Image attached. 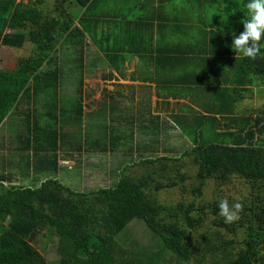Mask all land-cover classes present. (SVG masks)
I'll return each mask as SVG.
<instances>
[{
    "label": "trees",
    "instance_id": "obj_1",
    "mask_svg": "<svg viewBox=\"0 0 264 264\" xmlns=\"http://www.w3.org/2000/svg\"><path fill=\"white\" fill-rule=\"evenodd\" d=\"M40 2L0 0V46L22 48L29 42L31 50L24 57L12 53L15 59L8 58L9 62L0 67V125L7 121L14 127L21 121L26 129L24 138H18L22 143L18 146L21 150L18 160L3 162V170L16 165L27 170L30 166L33 176L35 173L46 176L40 183L24 184L15 183L9 170L0 173V264H49L30 242L37 235H44L49 241L55 238L57 264H188L192 258L198 264H264V116L236 114L237 102L244 99V92L251 90L248 87L255 81L264 85V40L260 55L251 60L233 55L236 52L232 45L226 44L233 35L231 38L217 37L220 46L214 48H218L217 52L223 51L208 63L222 66L223 75L213 72V80H195L211 85L210 89L216 93L209 108L211 114L189 120L184 114L172 115L173 125L190 140V148L180 156L156 155L159 141L170 137L169 131V136L162 134V138L157 132L155 144L139 147L138 162L137 159L131 163L120 161L125 164H119L117 172L109 170V174L116 177L112 184L76 190L62 182L60 172L65 166L61 160L71 157V151L79 153L89 147L81 146L80 136L68 137L60 120H80L84 105L81 95L62 97L63 81L72 76L78 86L75 92L81 94L85 74L98 68V64L107 61L118 69L126 57L135 53L140 59L160 62V58L153 55L152 45L135 47L128 41L131 38L123 34L115 39L111 36L95 39L93 53L96 55L85 63L83 48L89 44L86 35L97 36L90 17L97 0H57L55 15L44 13L38 7ZM247 2L243 0L242 7H234L239 13L231 8L229 15L234 20L222 31H232L236 35L244 30L242 21L247 19L244 14ZM185 45L180 44L179 48L184 49ZM65 46L70 49V55L74 53L71 65L66 61V67L58 54ZM156 52H162L159 46ZM232 65L234 69L227 75V67ZM105 77L111 78L112 74ZM109 96L117 102L120 92L112 90ZM38 102L44 110L35 107ZM23 103L26 109L20 107ZM143 109H147L146 104L138 102L139 112L131 119L152 114L150 108L145 113ZM215 114L228 119L223 124L225 130L220 128V118ZM114 131L111 128L108 139L103 142L99 134L90 146H97L98 152H115L120 142L129 140ZM151 153L156 156L152 157ZM76 157L71 159L79 160V155ZM157 162L159 165L153 166ZM137 164L143 165L145 170L138 176L130 175L127 170ZM182 165L187 170L183 171ZM71 168L79 170L80 164L75 163ZM233 175L248 182L250 193L239 200H228L230 205L241 202L244 209L238 221L225 223L219 215L221 200L199 201L197 198L202 195L208 179L224 183ZM24 177L30 175L27 173L22 179ZM187 179L192 180L194 195L189 201L164 203L154 195V191L163 188L183 186ZM133 218L141 219L156 237L150 252L139 253L142 250L132 245L127 248L128 241L121 237L122 233L117 238ZM207 224L210 229L199 233L195 247L189 241V232ZM228 234L232 237L227 238ZM238 234L240 241L233 238Z\"/></svg>",
    "mask_w": 264,
    "mask_h": 264
},
{
    "label": "rangeland",
    "instance_id": "obj_2",
    "mask_svg": "<svg viewBox=\"0 0 264 264\" xmlns=\"http://www.w3.org/2000/svg\"><path fill=\"white\" fill-rule=\"evenodd\" d=\"M56 2L57 0H41V2L38 4V7L44 13H51L55 15L56 12L54 11V5ZM236 30H238V28H236ZM240 33L241 31L239 32V34ZM239 34L237 33L236 35L238 36ZM226 44L231 46L232 39L230 41H226ZM226 44L224 43L223 47ZM94 48L95 47L92 44L84 46L83 49L85 54V63H87V61L91 60L92 57L96 55H94L93 53ZM30 51L31 50L29 42H26V44L22 48L1 45L0 67L4 66L6 62H9L8 58L12 57V61L15 59L12 53L24 57L28 55ZM68 52H70V49H68V47L66 46L58 52V54H61V57L65 61V67L67 66V63H70L71 65L72 59L74 57L73 52H71L72 56ZM62 53L69 55L65 57ZM97 66H99V64ZM124 71L126 73L128 72L127 70ZM102 74H105V70H103V68L94 70L91 72V74H85L81 94L75 92L78 86L76 85L75 81L73 82L72 76L68 78V80L66 79L65 81H63L64 85L61 92L62 97H65L67 94H72L77 97L81 95V101L84 105V114L81 116L80 120L74 119L72 121L71 119H69L66 122H62L63 120H60V126L62 127V130L65 131L68 137L71 135L80 136L82 138V140H79L81 146L83 148H86L87 146L89 147L88 150L85 149L79 153L71 151L73 152V155L71 157L62 158L61 160L65 168H63V170L60 172V178L64 184H67L72 189L76 190H89L112 184V182L115 181L114 179H116V177L115 174H109V170L114 169V171L117 172V166H119V164L121 163H124L120 161L131 163L135 159H137L138 162V160L140 159L139 157H137V154L139 153V147L146 143L155 144L153 140L157 139V137L155 136L157 132H159L158 137L162 138V134L168 135L167 133L169 131L170 137L164 142L159 141V143L157 144L159 151L156 155L166 154L170 157H176L180 156L186 149L190 148V140L187 138V136L181 133L182 131L180 130V128H177L173 125L174 121L172 118V115L183 113L184 111L181 112L180 109L186 110L187 106L180 107V104L177 103L171 105V107H169V110L165 113H163L162 110H157V112H155L153 116L152 114H146V116H143L142 118H136V120L131 119L136 113L139 112V110L137 112L138 103H136V99H138L141 103L145 102L147 105V109H149L148 102L146 101L147 97H136L135 93L131 96L130 94L132 93L126 92L125 90H120L115 85L117 83H120L125 86L129 83H126L125 80H121L118 78L104 79L102 77ZM113 86H116L117 88H115V90L121 91L124 94L125 98H119L117 102H113V99L109 96L110 91L107 89ZM148 88L149 87L144 86L143 92L148 93ZM248 88H251V90L244 92V99L240 102H237L236 114L249 115L251 117H254L256 115L264 116V85L260 81H255L254 84H251ZM48 105L50 106V104ZM49 106H46V109H51V107ZM112 106H114L115 109L111 110ZM20 107H22V109H26L27 105L23 103L20 105ZM35 107L39 108L40 110L45 109L41 106L40 102H38ZM140 108L141 106H139V109ZM147 109H143L142 112H148ZM150 111L152 112V109H150ZM111 113H113V115L109 116ZM156 116L158 118H156ZM186 118L188 120L190 119V117ZM219 120L221 123L220 128L225 130V126H223V124L226 123L228 119L223 118ZM109 126L116 130L114 131V133L120 136L125 135L129 141L120 142L121 145L118 146V149H116L115 152H98V147L90 146L89 143L99 134L101 142L107 140L108 135L111 133V128L107 129ZM169 126H171V129ZM167 128H169L170 130H168ZM25 134V124H22L21 121L19 124L14 125V127L10 126L7 121H3V123L0 125V170H2L0 173L4 171L7 172L9 170L11 172V178L15 183H40V181L44 180L46 176L41 173H35L33 176L34 171H32L30 166H27V170L25 168L19 167L18 165H16L15 167H11V169H8L7 167L3 170V167L5 166L2 164L3 162L7 163V161L14 162L18 160V153L21 152V150L18 149V146L22 144L19 142L18 138H24ZM128 147H131V149H129ZM164 147L168 148V151H165ZM77 154L79 155L80 161L78 159H71L72 157L77 158ZM150 155H152V157L156 156L155 153H151ZM130 157H132L131 160H129ZM75 163L80 164L79 170L77 168H71ZM100 163H102L103 166ZM94 164H100L101 166L97 165V167H95ZM187 164L190 166V159H188ZM156 165H159V162H157L153 166ZM182 166L183 171L187 170L186 166ZM144 170L145 167L143 165L137 164L135 166H130V169L127 171L130 175L138 176ZM27 173L28 175H30V177H24L22 179V176ZM191 181L192 180L187 179L183 183V186L178 185L170 188H163L157 192L154 191V195L164 203L175 204L180 200L189 201L194 196L191 192ZM248 193H250V185L248 184V182H246L241 177L233 175L224 183H217L214 181V179H208L203 186L202 195H200L197 199L199 201H215L222 199L239 200L246 197ZM206 229H210V224L198 228L195 231L189 232L188 235L190 243L197 247L198 240L200 239L199 233H203ZM121 233V237L125 241H128L125 246L127 247L132 245L134 246V249L136 248L139 251L142 250L139 253L150 252V245H152L154 239H156L154 234L146 227L145 223L141 219L137 218H133L128 223V225L117 235V238ZM231 237L232 236L230 234L227 235V238ZM233 238L237 241H240L241 235L238 234ZM30 242L34 244L38 248V250L45 256L49 264H57L58 254L55 248V238L53 239V241H49L46 236L37 235L33 236V238L30 239ZM188 264L198 263L192 258Z\"/></svg>",
    "mask_w": 264,
    "mask_h": 264
},
{
    "label": "crops",
    "instance_id": "obj_3",
    "mask_svg": "<svg viewBox=\"0 0 264 264\" xmlns=\"http://www.w3.org/2000/svg\"><path fill=\"white\" fill-rule=\"evenodd\" d=\"M238 6H243V0H97L95 10L90 15L91 27L97 36L93 38L86 35L89 44L94 45L95 39L106 36L115 39L124 34L131 38L128 41L135 47L152 45L155 50L153 55L160 58V62H156L157 59H140L135 53L126 57L118 69L105 61L95 70L103 68L104 79L111 73L112 79L118 78L129 83L125 86L117 83V87L132 93L131 96L135 93L136 97H147L152 114L157 110L165 113L177 103L180 107L187 106V111H180H184L181 114L190 119L211 114L209 108L212 100L216 99V93L210 89L211 85L207 86L202 81L196 83L195 80H213V72L218 76L223 75L222 66L217 67L208 61L217 58L215 54L223 51L217 52L218 48H214L220 46L217 45V37L231 38L234 34L222 29L229 28L228 23L234 20L229 15L230 10ZM233 12L239 13L240 10L235 9ZM237 22L236 28H239V20ZM180 44H186L184 49L179 48ZM158 46L162 52L157 54ZM182 51L187 52L181 54ZM233 69L234 65L227 67V75ZM144 86L149 87L148 93L143 92ZM117 87L107 89L111 92ZM119 92L120 98H125ZM215 116L223 119L220 114Z\"/></svg>",
    "mask_w": 264,
    "mask_h": 264
},
{
    "label": "clouds",
    "instance_id": "obj_4",
    "mask_svg": "<svg viewBox=\"0 0 264 264\" xmlns=\"http://www.w3.org/2000/svg\"><path fill=\"white\" fill-rule=\"evenodd\" d=\"M247 19L243 20L244 30L237 36L233 34L232 48L244 58L256 60L261 53V41L264 40V0H248L244 5ZM244 205L237 201L232 205L227 199L219 202V215L225 223H234L240 219Z\"/></svg>",
    "mask_w": 264,
    "mask_h": 264
}]
</instances>
